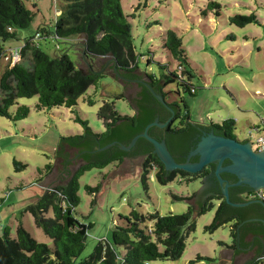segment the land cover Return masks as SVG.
<instances>
[{"label":"trees","instance_id":"1","mask_svg":"<svg viewBox=\"0 0 264 264\" xmlns=\"http://www.w3.org/2000/svg\"><path fill=\"white\" fill-rule=\"evenodd\" d=\"M56 1L63 3L56 22L50 27H39L35 35H38L37 40L51 39L56 42V46L62 43L66 48L57 56H49L40 49L38 42L25 40L20 48L19 60L9 62L0 75V117L13 122L25 119L29 114L27 106H19L14 114L9 111L23 98L36 97L37 111L75 107L77 100L105 76L93 66L96 59L110 61L108 67L114 78L141 80L148 84L162 96L168 108L159 103L144 85L137 83V96L128 100L133 106V115H121L115 110L114 102L105 101L97 112L104 127L101 133H94L86 121L76 118L83 126L82 134L61 137L59 151L65 147L75 149L81 164L72 174L65 175L64 178L68 179L62 185L41 189L39 185L43 182L42 177L31 183V186L38 185L42 192L25 209L32 216L35 226L52 242V247L37 242L19 224L14 235L5 229L0 237V264H150L154 261H176L184 251L185 239L195 229V219L214 207L211 203L213 200L216 201L215 214L205 230L212 233L233 222L231 234L234 237L238 226L247 218L244 215L245 209L225 203L221 188L203 187L198 195L194 193L187 198L173 197L175 200L191 201L192 204L197 201L195 205L188 206L187 212L183 214L160 216L157 212L143 214L139 209H132L128 215L119 216V220L114 222L109 240L99 241L88 257L79 260L89 228V225L81 224L74 215V209L79 203L78 180L84 172L102 170L111 164L117 168L126 159L139 158L142 159L139 180L145 191L148 190L152 174L162 186L175 180L179 183L197 181L199 174H189L182 170L167 171L153 152V146L145 139L139 138L130 151H123L117 145L127 146L148 124L155 120L164 123L171 118L165 129L151 127L148 134L158 141H164L175 161L184 163L185 157H177L172 150L171 146L176 139L181 144H188L198 127L200 131L234 139L236 125L232 119L219 124L192 121L181 93H195L191 85L194 74L182 40L174 31L166 32L162 49L175 62V69L170 70L167 64L156 63L153 53H149L148 57L142 56L145 66L149 68L156 63L159 72H142L133 45L131 25L122 12L121 0ZM219 8L218 3L210 2L202 14L214 10L217 16ZM32 18V11L25 7L22 0H0V39L3 42L15 39L16 30L26 29ZM229 21L238 27L258 23L254 14L234 15ZM77 39L81 42L84 59L88 60L86 71L79 69L66 53ZM3 52L1 48L0 56ZM139 72L143 73L142 77L138 75ZM172 85L174 87L170 89ZM171 95L174 97L171 98ZM115 99H123V96H116ZM88 103L92 104L91 101ZM112 143L116 145L100 150ZM13 165L16 171L26 167L16 161H13ZM52 167L46 165V174L42 175L47 177ZM98 189V186L86 187L89 194L97 193ZM229 190L231 202H242L236 194L231 193L234 188ZM257 262L255 260L247 264Z\"/></svg>","mask_w":264,"mask_h":264},{"label":"rangeland","instance_id":"2","mask_svg":"<svg viewBox=\"0 0 264 264\" xmlns=\"http://www.w3.org/2000/svg\"><path fill=\"white\" fill-rule=\"evenodd\" d=\"M22 2L32 11L33 18L26 29L16 30L15 39L5 42L0 39V49L4 50L0 56V75L10 62V50L20 49L26 39L38 42L40 49L49 56H57L66 48L62 43L56 46L51 39H35L39 27L54 25L63 3L56 0ZM210 2L219 4L217 16L214 10L202 14ZM121 8L131 25L140 71L158 74L156 63L167 64L170 70H174L175 62L162 49L163 38L168 30L181 38L194 74L191 85L195 93H181L192 121L219 124L232 118L236 125L234 135L239 142L254 143L259 135L264 134V129L249 132L246 121L252 116L254 124L263 127L260 122L264 118V0H121ZM251 14L256 16L257 24L238 27L229 21L234 15ZM72 43L66 53L79 69L86 71L88 60L82 55L81 42L77 39ZM149 53H153L156 63L147 68L142 56L148 57ZM106 62L107 59H96L93 66L99 71ZM173 87L169 86L170 89ZM121 95L123 99H115ZM125 99L105 75L71 109L56 107L37 111L36 97L23 98L9 111L14 114L19 106L25 105L29 108L25 119L13 122L0 117V237L5 229L14 235L16 227L21 224L37 242L52 247V242L25 211L26 206L40 195V187L46 190L62 185L68 179L64 178L65 175L72 174L66 163L73 157L75 149L65 147L59 151V142L61 137L82 134L83 126L75 119L86 121L94 133H101L104 127L97 117L99 108L105 101H112L119 114L131 116V105ZM13 161L25 165V169L16 171ZM49 164L53 166L52 170L44 177L45 166ZM141 164L142 159L136 158L135 168L128 175L113 177L111 172L116 168L111 164L102 170H88L79 177V203L74 215L81 224L89 225L79 260L88 257L99 241L109 240L114 222L132 209H139L143 214L157 212L165 216L183 214L191 206L189 201L173 197L193 196L201 187L198 181L179 183L175 180L162 186L152 174L145 191L139 180ZM40 177L43 181L40 187L30 185ZM87 186H98V192L89 194ZM211 203L214 207L195 219V229L185 239V248L179 259L150 264H236L234 255L240 248L236 245V235L231 234L233 222L212 233L205 230L215 214L216 201ZM247 258L242 255L237 262L244 263ZM256 264H264V258Z\"/></svg>","mask_w":264,"mask_h":264},{"label":"water","instance_id":"3","mask_svg":"<svg viewBox=\"0 0 264 264\" xmlns=\"http://www.w3.org/2000/svg\"><path fill=\"white\" fill-rule=\"evenodd\" d=\"M110 61L106 62L101 69L106 76H108L115 84L117 89L124 95L126 100L134 99L139 92L137 83L144 85L148 91L153 95V97L161 103L164 107L168 108L164 102L162 96L157 94L148 84L141 80H129L122 77L114 78L112 70L108 67ZM142 72L138 73L142 77ZM130 81L129 83L126 81ZM130 103V102H129ZM131 105V104H130ZM132 112L134 113L133 106L131 105ZM171 110V109H170ZM172 112V110H171ZM171 121V118L164 123H158V120L148 124L144 131L135 136L131 142L127 145H117L123 151H130V149L135 145L139 138L147 140L153 146V152L158 156L161 163L164 165L167 171L182 170L189 174H196L200 172L205 166L209 164H216L215 168V178L218 181L221 188V195L224 198L225 203L232 207L244 208L251 204H260L264 208V204L261 201L249 200L244 202L234 203L230 201L229 197V187L230 186H240L246 185L253 191H264V151L256 152L253 150L252 143L250 141L239 142L236 138H225L222 136H217L213 132L202 137L197 144L196 148L189 154L188 159L184 163H177L173 156L170 154L167 145L164 141H158L153 137L149 136L148 131L151 127H158L161 129L166 128ZM116 143H112L100 150L107 149ZM78 151L75 150L73 157L66 163V168L73 173L78 166L81 164L78 156ZM192 156H197L198 161L195 163H190L188 160ZM228 161L229 164L225 167L222 166L224 161ZM136 159H126L124 163L114 169L111 172L113 177L119 175H128L135 168ZM227 173L233 175L237 178V182L234 185H229L221 177V173ZM203 186L199 188L196 195L202 191ZM191 203V201H189ZM196 204V200L193 201ZM253 222L263 223L261 220H252ZM249 221H244L246 223ZM242 223V224H243ZM236 245L238 248L242 245H238V236L236 234ZM241 249V248H240Z\"/></svg>","mask_w":264,"mask_h":264},{"label":"flooded vegetation","instance_id":"4","mask_svg":"<svg viewBox=\"0 0 264 264\" xmlns=\"http://www.w3.org/2000/svg\"><path fill=\"white\" fill-rule=\"evenodd\" d=\"M165 129V128H164ZM163 130V129H160ZM210 132L206 131H200V128L198 127V130L193 133L191 139L189 140L188 144H181L179 141L173 142L172 150L175 153L177 157H185V162L188 159L189 154L196 148L197 144L199 143L200 139L206 135H208ZM166 135L162 136V139L164 140ZM159 137V135H158ZM175 141V140H174ZM129 159H136V158H129ZM190 163H195L198 161L197 156H192L188 160ZM229 163L226 162V160L222 163V166L225 167ZM215 168L216 164H209L205 166L200 172L196 173L199 174L200 177L198 178V182L201 186L204 188H216L219 187V183L217 184L216 178H215ZM195 174V175H196ZM227 173H221L222 179L225 181V183L229 185H234L237 182V178L234 176L226 175ZM234 188L235 190L231 191L232 194H236V196L244 201L249 200H255L254 193L256 191L250 190V188L246 185H240V186H230L229 189ZM241 189V190H240ZM230 191V190H229ZM240 191V192H238ZM230 197V195H229ZM244 215L246 218L245 221H249L246 223H241L237 228V236H238V245H242L240 247V253L244 256H247L248 258L244 261V263H249L257 260L259 257L264 258V208L256 203L251 204L247 207H244ZM259 219L263 221V223L260 222H253L252 220Z\"/></svg>","mask_w":264,"mask_h":264},{"label":"built area","instance_id":"5","mask_svg":"<svg viewBox=\"0 0 264 264\" xmlns=\"http://www.w3.org/2000/svg\"><path fill=\"white\" fill-rule=\"evenodd\" d=\"M38 38V35H35V39ZM19 54H20V49H13V50H10L9 52V56H8V59L10 60V62H15L17 60H19ZM264 122V120H263ZM258 131V129L256 130V132ZM251 132V131H250ZM252 143V147H253V150L256 151V152H263L264 151V134L263 135H259L256 140ZM254 147L256 148V150L254 149ZM254 198L256 200H259V201H262L264 203V191H256L254 193Z\"/></svg>","mask_w":264,"mask_h":264},{"label":"crops","instance_id":"6","mask_svg":"<svg viewBox=\"0 0 264 264\" xmlns=\"http://www.w3.org/2000/svg\"><path fill=\"white\" fill-rule=\"evenodd\" d=\"M230 119H232V118H230ZM232 120L235 122L234 119H232ZM263 120H264V118L261 119V122H260L263 125V127L260 128L259 126H256V124H254V121L252 119V116H250L249 119H246V121L249 123V129H250L249 132L250 131L251 132H256L257 129H258L257 132L262 131L264 129V122H263ZM239 255H241L240 250H237V255H234V257L236 258V260H235V263L236 264H239L237 261L240 260V258L242 257V255L239 257ZM237 258H239V259L237 260ZM241 264H245V263L242 262Z\"/></svg>","mask_w":264,"mask_h":264},{"label":"clouds","instance_id":"7","mask_svg":"<svg viewBox=\"0 0 264 264\" xmlns=\"http://www.w3.org/2000/svg\"><path fill=\"white\" fill-rule=\"evenodd\" d=\"M251 142V141H250ZM259 191H261V190H259ZM259 201V200H258ZM262 202V201H261ZM263 203V202H262ZM264 204V203H263ZM262 257H259L257 260H260ZM245 264H247V263H245Z\"/></svg>","mask_w":264,"mask_h":264}]
</instances>
